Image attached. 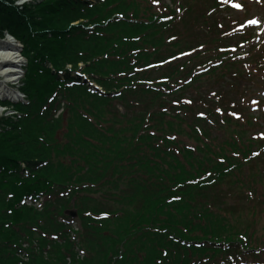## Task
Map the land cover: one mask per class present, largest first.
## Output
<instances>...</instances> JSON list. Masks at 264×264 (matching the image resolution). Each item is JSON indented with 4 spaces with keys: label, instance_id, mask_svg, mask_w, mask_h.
<instances>
[{
    "label": "trees",
    "instance_id": "trees-1",
    "mask_svg": "<svg viewBox=\"0 0 264 264\" xmlns=\"http://www.w3.org/2000/svg\"><path fill=\"white\" fill-rule=\"evenodd\" d=\"M16 2L0 0V35L24 45L29 103L17 121L0 119V264H67L74 244L61 219L81 229L76 264L264 257V141L250 133L252 115H231L253 69L221 52L231 38L219 4L185 0L177 19L156 16L149 0ZM81 63L104 95L66 85ZM26 196L47 198L43 210L21 205Z\"/></svg>",
    "mask_w": 264,
    "mask_h": 264
},
{
    "label": "bare ground",
    "instance_id": "bare-ground-1",
    "mask_svg": "<svg viewBox=\"0 0 264 264\" xmlns=\"http://www.w3.org/2000/svg\"><path fill=\"white\" fill-rule=\"evenodd\" d=\"M22 4L28 0H20ZM20 47L8 39H0V77L5 78L4 82L0 81V99L9 98L16 101L17 93L11 87L21 75V64L23 57L20 54Z\"/></svg>",
    "mask_w": 264,
    "mask_h": 264
},
{
    "label": "rangeland",
    "instance_id": "rangeland-1",
    "mask_svg": "<svg viewBox=\"0 0 264 264\" xmlns=\"http://www.w3.org/2000/svg\"><path fill=\"white\" fill-rule=\"evenodd\" d=\"M16 1H18V0H16ZM252 1H254V0H252ZM245 11L248 14H250V17H252V18L259 17L263 20L262 22H264V0H262L260 2H254V3H250V2L246 3V10ZM233 13H235V12H233ZM235 14L237 16H241L242 13H235ZM255 30H256V32H258L260 34V37L258 38V40L259 41L263 40V38H264V26H261ZM258 40H257V42H258ZM21 76H22V74L19 76L20 77L19 79H17L15 82L10 84L13 89L16 90L17 87L19 86V82L22 79ZM4 80H5V78L3 79L2 77H0V81L4 82ZM259 89H260V91L264 90V84L262 85V88H259ZM1 115H3V114H1ZM262 236H264V233L262 234Z\"/></svg>",
    "mask_w": 264,
    "mask_h": 264
},
{
    "label": "snow or ice",
    "instance_id": "snow-or-ice-1",
    "mask_svg": "<svg viewBox=\"0 0 264 264\" xmlns=\"http://www.w3.org/2000/svg\"><path fill=\"white\" fill-rule=\"evenodd\" d=\"M153 2H154V3H158V0H153ZM228 2H232V0H228ZM233 7H237V8H239V7H241V6H240L239 4H235V3H233ZM248 23H249V24H257L258 21L255 20V19H253V20L248 21ZM253 103H256V102L254 101ZM218 111H219V109H218ZM200 115H203V113H201ZM233 115H238V114L233 113ZM102 215L106 216L107 213H102Z\"/></svg>",
    "mask_w": 264,
    "mask_h": 264
}]
</instances>
